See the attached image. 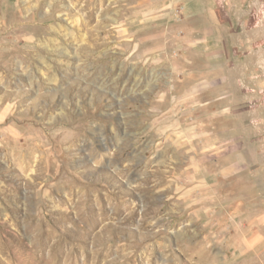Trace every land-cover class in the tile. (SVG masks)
<instances>
[{
	"label": "rangeland",
	"instance_id": "obj_1",
	"mask_svg": "<svg viewBox=\"0 0 264 264\" xmlns=\"http://www.w3.org/2000/svg\"><path fill=\"white\" fill-rule=\"evenodd\" d=\"M0 264H264V0H0Z\"/></svg>",
	"mask_w": 264,
	"mask_h": 264
}]
</instances>
